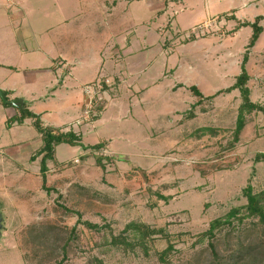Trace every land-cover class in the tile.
Wrapping results in <instances>:
<instances>
[{"label": "rangeland", "instance_id": "rangeland-1", "mask_svg": "<svg viewBox=\"0 0 264 264\" xmlns=\"http://www.w3.org/2000/svg\"><path fill=\"white\" fill-rule=\"evenodd\" d=\"M105 1L102 0V5ZM136 1L139 0L130 1L129 6L137 3ZM0 3L8 6L0 7V46L3 48L4 43L10 46L16 44V33L27 31L33 39L28 41V46L37 50L35 38L39 37L45 52L50 53L52 47L55 56L53 58H57L59 49L67 52L72 42L83 37L84 42L81 43L85 49L88 48V43H98L92 50L98 60V52L103 51V42L115 38L123 51L128 38V29L119 32L114 28L111 32V28L107 26L110 20L123 18V15L118 12L108 15L109 12H105L102 5L103 8L95 9L98 16H94L98 23L101 22V29L98 24V32L93 34L83 31L80 22V17L83 16L81 0H14V3L8 5ZM196 9V14L197 11H205L203 5H198ZM172 10L162 20L155 21L150 17L152 20L147 26L153 28L160 22H171L174 24L172 30H178L176 36H182L180 44L185 43L182 41H187L190 31L195 27L193 10H185L183 7L180 9L177 6H173ZM146 20L148 17L144 18ZM177 24L181 27L178 28ZM216 27L212 23L210 32L199 39L212 36L220 38L221 34H232V31L227 30L220 33L221 29ZM247 33L251 37L253 32ZM55 37L62 41L53 46L50 40ZM131 40L132 46L136 48L144 45L140 37ZM240 42L244 40L241 39ZM172 45L170 48L174 49L176 44ZM241 47L236 48L238 52L233 55V71L238 67V76L241 74L242 62L247 54V64L250 60L254 63L250 70L245 65L247 73L250 71L253 75H249L251 78L247 86L255 93L264 91V47L260 56L251 55L253 47L249 48V42L243 49ZM89 52L90 50L87 53ZM212 55L210 60H190L187 64L188 71L184 72L185 63L182 62L185 60H182L178 70L183 72L179 79L183 82L175 83L168 89L170 93L173 88H178L177 91L181 92L178 98L173 96L177 99L178 110L174 108L168 116L170 119L163 117L162 124L155 120L154 131L139 117L138 111L135 115L140 124L134 123L128 115V120L123 119L120 126L115 123L105 125L111 126L110 136L104 135V129L97 128V133L93 130L84 135L79 146L59 145L56 159L62 166L55 161L48 163L50 168L48 167L49 172L46 175V187L50 190L43 188L41 175L36 174L35 179L30 170L29 173L23 172L4 158L0 165V175L6 169L14 170L15 167L19 178H5L0 181V264H161L156 252L160 253L168 247L166 234L174 245L167 264H241L244 259L254 258L249 257L243 249V255H239L242 245L259 246L257 249L260 251L254 250L259 261L255 260L254 264H264V228L256 217L247 218L242 224L231 220V224L216 230L213 237L199 240V235L205 233L214 220L227 219L231 210L241 209L239 217L245 213L247 199L243 191L248 184H251L254 192L264 188V162H254L257 153L264 154V115L256 111L246 114L244 128L247 127V132L242 130L235 142L242 97L237 89L230 93L224 91L235 85L238 76H232L230 71L225 73L226 78L222 74V66L227 62L230 65L224 50L222 54ZM4 56L0 49V60ZM183 56L186 60L190 56L186 48ZM89 58L85 61H89ZM38 66L37 64L36 67ZM146 67L148 70L149 66ZM87 69V65L82 69L79 65H72L69 74L85 79L83 75ZM108 73L104 69L101 71V67L97 65L93 67L90 78L86 79L90 81L100 75L97 81L89 85L95 91L100 81V90L97 94H91L90 98L93 99V113L90 111L88 117L80 118L84 125L97 119L109 103L104 92L114 88L115 84L106 79ZM66 76L71 79L68 73L60 78ZM43 77L41 81L38 77L40 83L37 88L41 95L36 90L28 95L20 91L18 98L28 105L35 101L33 105L41 107L38 101L51 98L46 91L47 79ZM120 79L121 83L115 87L116 92L129 95V83H124L121 77ZM104 84L109 87L104 88ZM193 87L198 89L202 97L194 94L191 90ZM253 94L254 92L250 94V100L264 107V101L257 98L255 102ZM124 95V101H129L130 98ZM40 97L42 99L39 100ZM132 98L137 100V97ZM55 103L60 104L61 101L56 98ZM172 103L175 101L172 100ZM157 106V110L151 112L154 117L162 111L160 103ZM91 109L90 104L85 107L86 111ZM62 123L67 124L64 121ZM203 129L214 130L216 134L203 133ZM159 130L165 131V134L160 137L161 140L155 142L153 139ZM25 131L28 137L37 133L32 126L31 132ZM4 133L3 139L6 140ZM105 139L107 147L103 145L104 148L92 151L93 146ZM101 156L111 159L104 158L101 166L98 164ZM19 164L24 168L29 166L26 158L20 160ZM25 174L28 176L25 177ZM85 223L98 225L99 229L89 228ZM131 223L164 229V234H158L152 240L149 256L140 248L131 251L124 250L123 246L112 245L113 238L123 234ZM131 235L130 231L126 233L128 238ZM257 252H261V255ZM238 257L243 259L235 263Z\"/></svg>", "mask_w": 264, "mask_h": 264}, {"label": "crops", "instance_id": "crops-1", "mask_svg": "<svg viewBox=\"0 0 264 264\" xmlns=\"http://www.w3.org/2000/svg\"><path fill=\"white\" fill-rule=\"evenodd\" d=\"M130 1L132 2L133 0ZM130 1L106 0L102 5V0H81V12H83V16L80 17L82 18L80 22L83 31L87 33L94 34V32H98L96 30L98 24L101 29V22L98 23L99 21L95 18L98 16V13L95 12L97 7H104L106 10L105 12H109L108 15H111L112 12H118L123 15V18L120 17L116 20H110V23L107 24V26L111 28V32L114 28H117L119 32H122L123 29H128L126 31L128 38L124 43L123 51L121 50L119 41L113 38V40L111 39L108 42L102 43L103 51L98 52L100 59L97 60L96 54H94L92 50H94V47L98 43H88V48L85 49L84 45L81 43V41L84 42V39L81 37L71 43V47L67 52L64 49H59L57 54L58 57L53 58L55 56H53L54 49L52 47L50 48V53L45 52L44 45L40 43V38L37 37L35 38L37 50H34V48L28 46V41H30V39L33 40L30 33L27 31H19V33H16L15 45L10 46L4 43V48L0 46V49L3 50V54L5 55L0 60V89L8 93L7 97L10 101L18 100L21 103H25L31 112L40 117V120L45 126L54 127L63 132L72 131L79 135L81 140H83L84 135L90 134L93 130L94 133H97V128L104 129V135L107 134L110 136L109 128L111 126L107 127L105 125L115 123L120 126L123 124V119L128 120V115L130 118L132 117L131 120H133L134 123L140 124L135 115L138 111L140 113L139 117H142L145 124L154 131L155 129L153 127L156 126L155 120H157V123L159 122L162 124L163 117L170 119L168 116L172 113L174 108L178 110V107H176L178 102L175 98H178L177 96L181 95V92L177 91L178 88H173L171 90L172 93H170L168 89L175 83L180 84L183 82L179 79L180 76L182 77L181 74H183L184 71H188V62H193L194 60L196 62L198 61L196 60L197 58L199 61H201L202 58L210 60L211 56H213L212 54H222L224 50L227 60L230 61V65L228 66L227 62L225 63L226 66H222V74H224L226 78L225 73L228 74V71H230L232 76L234 74L238 76L240 72L238 67L233 71V62L235 61L233 55L238 52L237 49L239 47L242 46L241 49H243V46L249 42L250 36L247 31H252L249 24H253L259 18L261 19L259 26L263 28V32L253 46L251 55L260 56L264 47V0H189L190 3H186V0H146V2H141V0H139L136 1L138 4L134 3L132 6H129L131 4ZM198 5H203L205 11L202 13L197 11L196 14ZM5 6L0 3V7ZM133 6L135 7L132 8ZM173 6H177L180 9L183 7L185 10H193L195 27L212 21L215 27L217 26L216 28L221 29L220 33H222L223 30H227L232 31V34L230 36L221 34L220 38L216 36L202 39L189 38L187 41H182L185 43L180 44L182 36H176L178 30H172L174 24L171 22L165 23V21H163L153 28L147 26L149 21L152 20L149 19L150 17L154 18L153 20L155 21L156 19L162 20V17L170 15V13L173 12ZM6 7L8 8V6ZM145 17H148V20L144 21ZM111 23H113V25ZM176 26L178 28L181 27L179 24ZM50 32L49 30V33ZM100 32L101 31H99V34L103 35V33ZM138 37L143 39L144 45H138L139 47L137 46L136 48L132 46L133 42L131 39ZM58 38L59 37L52 38L50 43H53V46H55L57 42H60V40L62 41V39ZM241 39H243L244 42L241 43ZM79 40L80 42H78ZM172 44H176L174 49L170 48ZM184 48H186V51L190 54L187 60L183 56ZM89 50L90 52L87 53ZM198 50H200L201 53H199ZM106 51L108 52L106 53ZM110 52H112L113 55ZM108 56L110 57L108 58ZM88 57H90L89 61H85ZM223 59H225V57ZM182 60L185 61L182 62ZM7 61L13 62V65H11V62ZM181 62L185 63L183 65V72L178 70L179 66H181ZM37 64L39 65L38 68L36 67ZM253 64L254 63L250 60L246 68L250 70ZM45 65L49 66L46 67ZM72 65L74 67L79 65L80 69L87 65V72L83 75L85 79H78L73 77L72 74H69ZM97 65L101 67V71L103 69L109 71L108 78L104 77L110 79L113 85L115 84V87L117 84L121 83L120 77L123 79L122 81L124 83H129L131 93L129 95H120L116 92L115 87L107 89L109 86L104 84L103 87L107 89V92L104 93H106L105 96L109 100L107 107L102 110L103 112H101L97 119L95 118L93 122H90L91 124H81L77 126L76 124L82 121L80 118H82L85 104L87 100H89L86 93L87 85L89 86L94 83L98 80V76L100 77V75H98L90 81H86V79L90 78L93 67ZM146 65L149 66L148 70ZM65 73H68L71 79L68 76L60 78L62 75H65ZM248 73V75L253 76L250 71H248ZM38 77H40V81L43 80L41 79L42 77H46V91L49 92L48 96H51V98L46 99L47 101H38L39 104H37L41 107H35V104L33 105L35 101L28 105L24 100L18 98V96H20V91L24 95H28L35 90L39 95L42 94L40 89L37 88L40 83L38 82ZM158 77L160 78L158 79ZM177 87H179V85ZM97 92V90L94 91L96 94ZM252 92H254L253 96L255 102L258 100L257 98L264 101V91H259V93H255V91H251V93ZM123 95L128 96V98H130L129 101L125 102L124 100H126V97H123ZM133 96L134 98L137 97L136 101L133 100ZM173 96L176 97L174 98ZM56 98L61 101L60 104L55 103ZM40 99H42V97H40L39 100ZM167 100H169V102L171 101V103L167 102ZM172 100L175 101V103H172ZM155 101L157 102L154 103ZM143 103H145V106H143ZM158 103H160L162 111L154 117L151 112L157 110ZM128 108H130V111ZM16 115H18L16 107L11 105L5 106L0 101V165L3 164L4 158H6L8 159L7 161L13 162L23 172L32 173L36 179V174H38V176L41 175V156L37 157L34 161H32L31 158L41 149L43 145L42 137L34 128L33 119H26L22 125L14 124L11 128H8V121ZM48 116L50 118H48ZM62 121L67 124L62 123ZM30 126H32L37 133L28 137L25 134V130L31 132ZM131 127L133 129L132 125ZM246 128L243 130L247 132V130H245ZM2 133L6 135V140L3 139ZM164 134L165 131L159 130L155 133L153 141L157 142L161 140L160 137ZM100 144L106 146V139ZM24 158H26L29 163V166H25V168L19 164V161ZM55 162L57 165L62 166V163H58L59 161L56 159V153ZM48 167L50 168L49 164ZM16 170L15 167L14 170L12 168L6 169L5 173L0 175V181L5 178H19ZM27 176L28 174H25V177ZM19 181L22 182L20 179ZM1 187L2 185H0V191H2Z\"/></svg>", "mask_w": 264, "mask_h": 264}, {"label": "trees", "instance_id": "trees-1", "mask_svg": "<svg viewBox=\"0 0 264 264\" xmlns=\"http://www.w3.org/2000/svg\"><path fill=\"white\" fill-rule=\"evenodd\" d=\"M260 18L255 21L253 24H249V26L252 28V36L249 39V48H252L257 40L259 39V36L263 32V28L259 26ZM248 62V56L245 54L242 66H241V74L236 78V83L232 88L226 89L224 92L225 93H230L231 91L237 89L239 90L241 97H242V104L239 108V116L237 119V125H236V131L234 135L235 142H237L238 137L243 130V128L246 125V119L245 115L246 114H251L254 111L256 112H261L264 115V107H262L259 104L253 103L250 100V94L251 91L249 87L247 86L248 81L250 80V77L245 69V65ZM195 95L201 96V93L198 91L196 87H193L191 89ZM5 94L8 96V93L5 92ZM221 94V93H218ZM202 97V96H201ZM8 99V97H7ZM9 100V99H8ZM0 101L7 106L2 99ZM10 101V100H9ZM18 115L15 117L11 118L8 123L7 127L11 128L14 124L17 125H22L26 119H33V126L37 130L38 133L41 134L42 137V142L43 145L41 149L31 158L32 161H34L37 157L41 156L40 160V174L43 180V188L45 190H50L47 189L46 187V175L47 172L49 171L48 169V163L49 162H54L55 161V153H56V147L59 145H69V146H79L82 142L81 137L72 131L68 132H63L60 129L50 127V126H45L43 122L40 120V117L35 115L33 112H31L27 105L25 103L19 104L16 106ZM201 130V129H200ZM201 132V131H200ZM203 133L209 132L213 135L216 134V131L211 130V129H203ZM103 147L102 144H97L92 147V151H98L96 149H100ZM106 159H111L108 157H103L101 156L98 158V164L102 165V160ZM255 164L264 162V154L263 153H257L255 156L254 160ZM104 168V167H102ZM50 192V191H49ZM244 197L247 199V204L245 205V213L239 217V214L241 212V209H233L231 210L228 215L227 219H216L214 220L210 226L209 229L199 235V240L201 238L205 237H213L214 232L216 230H219L226 224H231V220H237L241 224L247 219V218H253L256 217L258 218V222L260 225L263 226L264 228V188L259 191V192H254L253 188L251 187V184H248L243 191ZM61 198V197H59ZM238 218V219H234ZM85 226L92 228L94 230L99 229L98 225H93L91 223H85ZM130 231L131 232V237H127L126 233ZM158 234H164V229H154L146 224H137V223H131L127 225L126 230H124V233L121 234L119 237H115L112 240V245L115 246H123L124 250H131V251H136L138 248L143 250L144 254L146 256H149L148 251L150 250V244L152 243V240L158 235ZM167 236V243L168 247L161 251L160 253L156 252L157 258L161 264H167L168 263V258H170L171 253L173 252L174 245L171 243L170 237L166 234ZM211 247L213 245L211 244ZM257 248H260L259 246H241L239 249L240 254L243 255V252L241 249L246 251V254L249 255V257L253 256L254 258L251 260L249 259H244L241 261L243 258L238 257L237 261L235 263H244V264H254L256 263V252L254 250H259ZM260 251V250H259ZM257 254L261 255V252H257ZM256 260V262H255ZM98 264H102V262H99Z\"/></svg>", "mask_w": 264, "mask_h": 264}, {"label": "built area", "instance_id": "built-area-1", "mask_svg": "<svg viewBox=\"0 0 264 264\" xmlns=\"http://www.w3.org/2000/svg\"><path fill=\"white\" fill-rule=\"evenodd\" d=\"M0 2H2V3H6L7 5L8 4H12V3H14V0H0ZM210 28H212V21H208L207 23H205V24H201V25H198V26H196V27H194L191 31H190V33H189V38H197V39H199V38H201V37H204L207 33H209L210 32ZM188 38V39H189ZM97 91H99L100 90V81L98 82V84H97V89H96ZM95 90V91H96ZM86 93H87V95H88V99H89V101L86 103V105H85V107L88 105V104H90L91 105V110H89V111H86V110H84V115L82 116L83 118L84 117H88V113H90V111H91V113H93V111H94V107H93V99H90L91 98V94H95L94 93V89H92L90 86H89V88H86ZM88 109V108H87ZM84 120H86V119H84ZM83 120V121H84ZM82 124V121H80V122H78L76 125L78 126V125H81Z\"/></svg>", "mask_w": 264, "mask_h": 264}, {"label": "water", "instance_id": "water-1", "mask_svg": "<svg viewBox=\"0 0 264 264\" xmlns=\"http://www.w3.org/2000/svg\"><path fill=\"white\" fill-rule=\"evenodd\" d=\"M0 98H1L6 104L11 105V106H14V107H16V106L19 105V104H22V103H21L20 101H18V100H16V101H9V100L7 99V95H6L5 92L2 91L1 89H0ZM1 219H2V216H1V214H0V224H1ZM0 227H1V225H0Z\"/></svg>", "mask_w": 264, "mask_h": 264}]
</instances>
